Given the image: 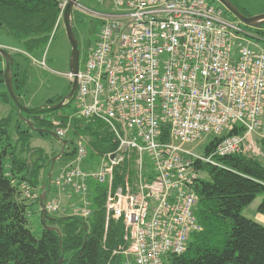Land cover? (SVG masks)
<instances>
[{
	"label": "built area",
	"instance_id": "obj_1",
	"mask_svg": "<svg viewBox=\"0 0 264 264\" xmlns=\"http://www.w3.org/2000/svg\"><path fill=\"white\" fill-rule=\"evenodd\" d=\"M113 7L100 13L82 67L66 76L77 79L75 116L102 122L115 148L85 166L82 135L52 180L57 193L46 210H65L60 193L70 187L82 196L71 213L87 219L96 183L105 192L106 226L123 220L126 244L113 252L121 264H165L201 230L195 184L205 171L198 165L221 167L219 157L245 155L257 147L254 137L264 138V34L210 0H113ZM60 21L61 13L54 28ZM235 128L240 133L228 134ZM204 135L219 139L205 155L186 147Z\"/></svg>",
	"mask_w": 264,
	"mask_h": 264
},
{
	"label": "trees",
	"instance_id": "obj_2",
	"mask_svg": "<svg viewBox=\"0 0 264 264\" xmlns=\"http://www.w3.org/2000/svg\"><path fill=\"white\" fill-rule=\"evenodd\" d=\"M225 12L228 13L226 9ZM59 13V0H0V30L25 52L32 54L49 41ZM74 13L73 9L72 26ZM12 56L13 89L21 99L20 91L27 84L28 75L16 55ZM0 62H3L1 56ZM0 84L3 85L2 69ZM63 96L46 103H57ZM3 99L12 103L7 90L3 92ZM60 113L63 114L57 110L47 114L22 115L33 126L48 130L52 127L49 118ZM68 118L69 115L64 114L61 120L66 122ZM10 121V117L0 119V264H58L62 255L63 264H121L122 257L113 252L126 244L123 220L109 218L106 226L105 192L96 183L91 184L92 212L87 219L78 215H50L51 219L46 224L56 227L60 235L45 228L38 237L32 234L27 217L32 204L19 198V185L27 182L40 190L47 182L52 157L40 154L30 164L27 163L15 149L20 145V152L23 151L31 132L35 131L17 124V139L12 143L8 133ZM71 123L73 132L65 140L67 144L71 143L72 149L65 153L66 156L75 154L76 135L88 138L90 158L115 148L111 133L102 122L73 116ZM239 130L235 128L228 134H238ZM218 141L217 138L211 141L205 148L206 152ZM258 144L264 156V138ZM218 159L221 167L198 165L207 175L195 184L198 196L195 215L201 230L190 236L184 253L168 255L165 264H264V225L242 214L244 208L261 194L257 212L264 215V162L258 157L242 154ZM51 188L52 184L49 191ZM40 217L42 219L41 212Z\"/></svg>",
	"mask_w": 264,
	"mask_h": 264
},
{
	"label": "rangeland",
	"instance_id": "obj_3",
	"mask_svg": "<svg viewBox=\"0 0 264 264\" xmlns=\"http://www.w3.org/2000/svg\"><path fill=\"white\" fill-rule=\"evenodd\" d=\"M64 0H59V8H61V4ZM235 6L243 12L246 16H254L258 14H264V0H232ZM215 4H220L218 1L214 0ZM74 13V31L76 34V38L78 40V49L80 52L79 57V66L82 67L83 61L90 51L91 47L95 43L97 39V35L100 31V28L103 23V16L100 13H108L111 12L113 7V0H78L73 7ZM60 13L62 15L61 9ZM59 13V14H60ZM228 17L235 20V18L227 13ZM238 21V20H237ZM240 25L247 30H253V28L248 27L240 22ZM260 32L264 34V23H262L260 27ZM0 46L5 47L12 55H16L17 61L20 63V66L26 70L28 75V81L22 91L21 100L22 103L30 108H38L45 104L48 100L56 99L59 96L66 95L70 88V80L67 78L66 73L69 72V58H70V44L67 40V36L65 33V28L63 22L60 21L58 26L53 29L50 39L46 45L42 46L36 52L32 54L24 51L22 47H20L15 40L10 37L4 36V33L0 30ZM261 47L264 48V43H261ZM4 69V61L0 62V70ZM6 90L5 84H0V119L10 117V124L8 126V133L10 135V140L12 143H15L17 139L15 126L20 124L22 128H26V122L23 121L22 116H20L15 108L14 104L7 102L3 99V92ZM75 102L72 100L69 105H65L62 109H60L62 113L55 115L51 118L52 127L51 129L54 131L56 128L55 122H58L60 128L66 130V137L64 139H69L72 131V123L71 119L75 116ZM69 115V118L66 122H62V115ZM72 117V118H71ZM84 136V135H83ZM63 139V138H62ZM84 139L88 143V138L84 137ZM214 140L213 135H204L197 142L187 144L186 147L189 149H193V151L198 155H205V148L209 145L211 141ZM259 138L254 137L253 141H255L256 146L255 150H249V147L246 146L250 152H246L245 156L258 157L264 162V156L261 153L259 147ZM82 141V135L75 136L76 144ZM68 151L72 149L71 143L67 144ZM22 147V146H21ZM23 151L20 152V145H18L15 149L16 153L21 154V157L27 160V163H31L40 154L46 155L47 158L53 157L57 152L61 149V143L56 140L54 137L46 134L41 136L35 132H31V136L27 144L23 146ZM42 152V153H39ZM54 154V155H53ZM70 156H63L58 159L53 167L52 178L60 172V169L64 166V164L70 159ZM88 160L94 166L98 157L88 158ZM7 161V160H6ZM43 176V172L41 177ZM206 174L202 173V177L206 178ZM24 184L19 185L20 190V199H24L26 203L29 205L32 204L31 208L28 209L27 217H28V227L33 235L40 236L44 225L42 223L40 217V205H39V188H34L33 190L25 187ZM30 188V186H29ZM31 191L27 194L25 191ZM57 193L55 189L54 193L50 195V191L48 193V198L52 199L53 196ZM60 193V206L64 207L65 210L55 213H50L51 216H59V215H74L71 213L72 208L80 207L82 203V196L75 193V205H71V209L61 202V194ZM32 194V195H29ZM37 196V197H36ZM262 199V195H258L254 201L244 209L242 214L247 218L258 222L259 224L264 225V215L257 212V206L259 205Z\"/></svg>",
	"mask_w": 264,
	"mask_h": 264
},
{
	"label": "water",
	"instance_id": "obj_4",
	"mask_svg": "<svg viewBox=\"0 0 264 264\" xmlns=\"http://www.w3.org/2000/svg\"><path fill=\"white\" fill-rule=\"evenodd\" d=\"M77 1L78 0H68L62 12V22L65 28L67 40L71 48L70 58H69V71L72 74H76L79 70V57H80V52L78 49V40L76 38V35L73 30V26H72V10ZM216 1H218L236 20H238L239 22L243 23L244 25L248 27L257 29L261 27L262 23H264V14L246 16L242 12H240V10L230 0H216ZM0 56L3 58V61H4L3 82L5 84L7 93L12 103L17 109L18 114L22 116L23 121L26 122V125L31 130L35 132L47 133L48 135L54 137L56 140H58L61 143L60 151L51 158V163H50L48 174H47V182L43 183V185L41 186V189H40L41 191L39 195V205H40V211L42 214L41 220L44 225V228L46 230H54L60 235V232L56 227H51L46 224V221L51 219L50 215L48 214L46 210V201H47L49 189L51 186L52 171H53L54 164L58 159L64 156L65 150L67 148V141L65 139L58 137L56 133L53 131H50L44 128H37L33 126V124L28 119H26L22 114L40 115V114H47V113H51V112L62 109L66 104L70 103L74 99V96L77 90V79L76 77L73 78V80L70 82L69 91L67 92L66 95L63 96V98L59 102L45 103L38 108L30 109L22 103L21 99L19 98V96L16 95L13 89L12 67H13L14 59H13L12 54L8 50H6L4 47L0 46ZM58 264H63V255L60 257Z\"/></svg>",
	"mask_w": 264,
	"mask_h": 264
},
{
	"label": "crops",
	"instance_id": "obj_5",
	"mask_svg": "<svg viewBox=\"0 0 264 264\" xmlns=\"http://www.w3.org/2000/svg\"><path fill=\"white\" fill-rule=\"evenodd\" d=\"M85 166H89V167H93V165H92V163L87 159V161L85 162ZM58 174V173H57ZM57 174H55V176L57 175ZM54 176V177H55ZM53 177V178H54ZM54 191H55V188L53 187V185H52V188H51V190H50V195H52L53 193H54ZM75 196H76V194L73 192V190L70 188V187H68L66 190H64V193L63 194H61V202H62V204H64L65 205V207L67 206V208L69 207L70 209L72 208L71 207V205L73 206V205H75V201H74V199H75ZM247 208V207H246ZM245 209V208H244ZM244 211V210H243ZM242 211V212H243Z\"/></svg>",
	"mask_w": 264,
	"mask_h": 264
},
{
	"label": "flooded vegetation",
	"instance_id": "obj_6",
	"mask_svg": "<svg viewBox=\"0 0 264 264\" xmlns=\"http://www.w3.org/2000/svg\"><path fill=\"white\" fill-rule=\"evenodd\" d=\"M48 130L53 131L52 129H48ZM67 151H68V150L66 149V150H65V153H66ZM64 156H65V155H64Z\"/></svg>",
	"mask_w": 264,
	"mask_h": 264
},
{
	"label": "bare ground",
	"instance_id": "obj_7",
	"mask_svg": "<svg viewBox=\"0 0 264 264\" xmlns=\"http://www.w3.org/2000/svg\"><path fill=\"white\" fill-rule=\"evenodd\" d=\"M5 48V47H4Z\"/></svg>",
	"mask_w": 264,
	"mask_h": 264
}]
</instances>
